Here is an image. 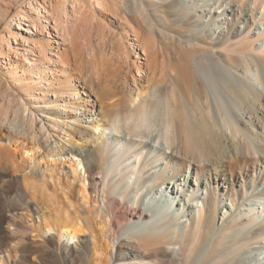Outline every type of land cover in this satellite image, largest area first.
<instances>
[{
  "label": "bare ground",
  "instance_id": "bare-ground-1",
  "mask_svg": "<svg viewBox=\"0 0 264 264\" xmlns=\"http://www.w3.org/2000/svg\"><path fill=\"white\" fill-rule=\"evenodd\" d=\"M250 1L251 13L259 12L261 7L257 21L253 15L244 11L247 6L242 0H197L193 1L194 6H187L188 9L201 13L200 18L194 20L198 21L201 30L196 28L191 32L196 37L205 32L209 41L205 46L208 51L204 47L198 50L191 43L193 46L179 52L182 45L173 43V40L169 45L156 49L154 31L150 26H143L139 20L138 31H133L136 42L131 45L139 47L145 55L146 63L142 65L146 71L139 76L142 71L137 65V84L134 86L133 82L134 87L129 92V70L125 71L123 80L114 76L107 81L111 85L101 87L103 81L97 78L94 69L87 72L85 65L79 64L74 54L72 62L67 57L62 60L64 67L62 66L61 71L70 74L68 82L81 80L84 87L102 99L119 96L116 98L118 103L104 111V120L102 123L100 120L96 121L95 127V130L101 128L99 139H110L114 144L112 161L106 168L107 174L111 175V185L106 184L104 188L106 193H110L106 196L105 204L110 211L115 212V217L113 216L114 220L111 218L110 225L103 226L100 233L104 238L114 237L112 240L125 242L127 250L112 263L108 257L101 259L100 255L99 263L96 264H145L141 259L159 253H163L162 257L168 261L180 264L177 254L169 249L163 251L162 248L177 243L180 244L182 253L186 250L184 264H248L253 261L264 264V260L259 259V255L264 254V0ZM3 2L1 1L2 4ZM18 2L8 0L7 4L9 7ZM68 6H72V13L78 12L82 7L78 1L54 3L51 0H29L27 11L31 14L35 12L34 16H27L23 11V14L17 12L9 20L7 26L10 29L13 24L19 26L26 21V33L30 34L34 30V34H39L40 31L46 34V45L39 44L36 47L34 42V48L21 49L24 54L31 55L36 51L39 53L41 59L34 63L26 56L22 57L25 64H31V70L42 60L47 61L44 58L48 52L45 47L59 56L61 45L67 44L63 48L66 55L73 51L75 28L69 27ZM199 6L202 7L199 9ZM7 11L0 10V25L8 16ZM141 11L144 18L149 15V9L144 5ZM115 15L117 18L121 17L117 13ZM206 17L208 20L204 22L202 18ZM173 20L177 21L176 18ZM51 21L54 22V35L47 28ZM6 33L9 32H0L1 57L5 54ZM9 36L16 40L14 33ZM57 38L62 40L61 45ZM193 41L195 40L191 38L187 40ZM112 45V48L126 52L119 39ZM84 47L89 48L87 44ZM96 48L89 49L92 52L87 54L84 62L90 64L93 61ZM167 50L175 54L176 62L169 54L163 56ZM75 51L79 55L78 48ZM8 52L12 55L10 58L20 57H17L16 49H9ZM180 56L182 61H177L176 58ZM160 57L162 60L159 61ZM41 72L44 73L45 70ZM43 73L41 77L44 78ZM165 73L169 74L171 81L170 85L167 84L166 92L164 87L167 82L162 75ZM150 76L153 78H149ZM2 79L0 133L6 130L7 135L4 137L7 136L9 145L19 148L21 158L27 153L26 163L31 160L28 153H32L34 145L48 143L50 133L44 132L43 125L36 126L37 118L34 113H31L20 132L13 134L8 129L7 123L11 120L13 108L20 101L19 93L12 86L3 84ZM142 82H146V85L143 86ZM151 87L156 88L154 93L148 92ZM67 89V86H61L58 91H63V95L68 96L65 94ZM127 103H132V106L126 107ZM23 107L27 111L26 106ZM119 120L122 124H116ZM72 135L77 136L74 133ZM93 136H89L88 140ZM8 155L12 159L8 160ZM45 156L76 157L73 162L60 161L59 158L52 160L56 167L68 165L74 177H77L76 166L89 168L87 160H94L92 152L83 154L69 149L64 152L63 149L58 150L54 155L48 152ZM100 161H103L102 157ZM0 167H4L5 172L11 171L12 167L22 174L25 188L31 190L26 193L39 212L46 211L42 216L48 213L50 221L45 222L44 230L38 225L37 233H54L57 230L59 238L71 241L78 240L79 234H84L83 250L78 255L79 264H92L87 260V241L88 238L94 239L96 234L83 221H79L77 208H82L84 213H93L94 209L74 205L75 221H70L73 219L71 213L68 210L62 211L65 207L69 209L73 203L70 187L67 189L69 196L64 187H60L66 203L57 202L54 197L49 198L45 189L38 188L35 184L37 172H32V168L30 174H27L16 163L12 151L1 146ZM46 170L49 172L51 169ZM50 179L54 180L52 175ZM2 182L7 187L11 185V181L8 182L5 177H0V183ZM83 187L82 190L79 189L82 198L87 203H92L89 191ZM92 193L96 196L94 191ZM145 198H149V201L146 202ZM54 204L62 212L60 216L51 208ZM174 221L178 225L172 226ZM113 224L117 229L116 236L111 229ZM85 233L89 235L88 238ZM114 246L113 244L109 248L106 244V252L113 254Z\"/></svg>",
  "mask_w": 264,
  "mask_h": 264
},
{
  "label": "rangeland",
  "instance_id": "rangeland-1",
  "mask_svg": "<svg viewBox=\"0 0 264 264\" xmlns=\"http://www.w3.org/2000/svg\"><path fill=\"white\" fill-rule=\"evenodd\" d=\"M1 1H4L3 4ZM18 1L16 5L8 7V0H0V10L5 12L8 10L7 12H9L6 19L0 25V32L4 30L9 32L5 34L6 36L4 35L5 42L7 41L6 44L8 46L4 43L6 46L4 50L5 54L3 55L4 57L0 56V77L4 79H2L3 84L7 87L12 86V88L19 93L18 101H20L18 102V104L20 103L19 105L16 104L14 106L12 117L11 120L8 121L7 127L12 130L13 134L20 132L27 123V119L30 118L31 113H34L37 118L36 126L39 127L43 125L44 132L47 134L50 133V136L48 137V143L45 145H34L32 153H28V157H31V160L26 161V163L25 159L27 153H24L23 158H21V154L18 152L19 148H15V145L12 144L9 145L7 136L4 137L7 135L6 130L0 133V146L9 148L12 151L16 157V163H18L20 167H23L27 174H30L32 170L34 173L37 172L38 178L35 180V184L39 186L38 188H44L46 193L50 196L49 198L54 197L57 202L63 201L66 203L60 187H64L67 196H69L67 189L70 187L72 192L71 201L73 203L69 209L65 207L62 211L66 212L68 210L71 213V218L75 215L73 213V210L76 209L74 205L78 204L90 210L94 209L93 213H84L82 212V208H77V214L80 215L79 221H83V224L89 226L91 230L93 229V233L96 234L95 238L90 240V238H88L89 235L85 233L88 238L87 246L89 248L87 260L92 264L99 263V256L101 255V259L108 257L109 260H111L110 263H112L126 252L127 244L123 241L112 240L114 237L109 239L104 238L100 233L101 229L103 230L105 225H110L112 219L114 220L115 217V212L110 211L105 204L106 196H109L110 193H106L104 188L106 184L109 186L111 185V175L107 174L106 168L112 161L111 153L114 144L110 139H99L98 135L101 133V128L98 127L97 130H95V127L97 124L96 121L100 120L102 123V120H104V113L106 110L118 103L116 98L119 96L102 99L98 97L99 95H94V93H91L89 89L84 87L81 80L68 82L67 79L70 74L61 71L64 67L61 62L66 57L72 62L74 54L75 58H77V62L85 65V70L87 72L90 69H94L97 78L103 81V83L101 82V87L106 84L111 85L107 83V81L114 76H117L119 80H123L125 71L129 70V79L127 81V92H129V89L137 84V69L141 68L142 73H139V76L143 75V71L145 70L143 65L146 63L144 61L145 55L142 53V50L139 47H132L131 45V43L136 42L133 31H138L137 22L139 20L143 26L147 28L150 26L154 31V45L156 49H160L162 45H169L171 40H173V43H180L182 45V49H179V52L193 45L198 47V50L204 47V49L208 51V47L206 48L205 46L209 44V41L206 39L205 32H201V36L198 37L191 32L196 28L201 30L198 21L194 22L195 19L200 18L201 13L198 12V10L194 12L193 9H188L187 7L194 6L193 1L197 0H66L68 2L78 1L82 6L78 12H74L75 14L72 13V6H68L67 8L71 16V18L69 16V27L71 29L75 28L73 51L68 52L66 55L63 48H65L67 44L65 43V46L61 45L62 40L57 38L58 44L62 47L61 54L59 53L61 56L58 54L55 55V51L51 52L45 47L44 49L48 50L44 57L47 61L42 60L33 70H31V64H25L24 58L22 57L26 56L34 63L35 60L41 59L39 53L36 51L34 54L29 55L25 53V55L22 53L21 49L34 48L35 44L36 47L40 46L39 44L44 46V44H47V37L45 32L40 33L42 31H40L39 34H34V30H31L30 34L26 33L25 28L28 24L26 21H23L19 26L13 24L12 29L7 26L10 23L9 20H11L13 15H16L17 12H19V14L25 12L26 15L30 17L35 14L34 11H32L34 12L32 14L27 11L29 0ZM51 1L55 3L56 1L64 0ZM131 3H133V6ZM242 3L247 6L244 8V11L249 15L251 14V16L253 15L257 21V17L261 14V7H259V12L251 13V1L242 0ZM142 4L149 9V15H146L145 18L142 14L143 11L140 12L143 6ZM31 5H34V3L31 2ZM31 7L32 6H30V8ZM201 7L199 6V9ZM116 13L120 14L121 17L119 16V18H117L115 15ZM174 18H176L177 21H174ZM202 19H204V22L208 20L207 17ZM74 24L76 26L73 27ZM53 26L54 22L51 21L49 22V27H47L49 33L52 35L56 34V32L52 30ZM11 33L17 36L15 38L16 42L9 36ZM190 38L195 41L187 42ZM116 39L120 40L126 52L123 53L125 50L119 51L118 48H112V44L116 42ZM85 43L89 48L84 47L86 45ZM191 43H193V45H191ZM92 47H98L96 48V55L93 61L87 64L84 60L87 59V54L92 52V50H89ZM77 48L79 50V55L75 51ZM9 49L11 51L16 49L17 57L19 55L20 57L16 59H13V57L10 58L12 55L9 54ZM87 49L89 51H87ZM165 54H169L173 59L176 57L175 54L171 53L169 50L165 51L163 56H165ZM160 60H162L161 57L159 58V61ZM176 60L182 61V57L180 56L176 58ZM137 65L139 66L138 68H136ZM41 70H45V72L43 73ZM42 73L44 78L41 77ZM162 75L167 82L164 87L166 92L167 84L170 85L171 81L168 73ZM149 78L153 77L150 76ZM142 85L145 86L146 82H142ZM61 86H67L68 91L66 90L65 94H68V96H64L63 91L59 92ZM155 89V87H151L148 92L154 93ZM23 105L26 106L27 111H25ZM131 106L132 103H127L126 107ZM15 111L17 114H15ZM13 114L17 117L13 116ZM13 118L15 119L13 120ZM116 124H122V122L119 120ZM73 133L77 136H73ZM88 135L94 136L91 140H88L90 138ZM44 138L45 136L43 139ZM16 141L20 142L21 139H16ZM92 141H95V143ZM28 147H30V144ZM61 149H63V152L69 149L82 152L83 154L92 152L94 160H87L89 168L82 165L76 166L77 177H74L68 165L56 167V165L52 163L54 162L52 160L59 158L60 161L66 160L67 162L71 160V162H73L76 157L53 156L48 158L45 156L48 152H52L54 155L58 150L61 151ZM101 157L103 161H100ZM7 159H12V156L8 155ZM3 168L4 167H0V177H5L8 179V182L10 180L11 185L7 187L6 183H0V264H79L80 259H78V255H80L79 253L83 250L82 242L85 240L84 234H79L78 240L75 239L72 241L62 237L59 238L55 225H53L56 230L54 233H37L36 227H38V225L44 230L45 222L50 221L48 213L42 216V213L46 211L39 212V209L35 206L29 194L26 193L31 192V190L25 188L22 174L12 167L11 171L7 172H5L6 170L4 171ZM47 168L51 170L48 172L46 170ZM55 169L57 171H55ZM49 173L50 176L52 175V178H54V180L52 179L53 181H51ZM106 174L107 178L105 179ZM83 186L86 188L87 192L89 191L92 203H87L82 198L79 189L82 190ZM93 191L96 196L92 193ZM158 200L160 199L158 198ZM145 201L148 202L149 198H145ZM44 206L46 207V205ZM51 208L54 209V213L57 216L62 214L55 204ZM51 208L47 207L48 210L52 211ZM70 221H75V218ZM175 225H178V223L176 221L172 222V226ZM99 226L101 227L99 228ZM112 226L114 227L112 228ZM112 226V232H114V236H116V226L115 224ZM48 235H50L49 238ZM106 244L109 248L112 247L113 244L115 245L113 254L107 253L108 247H105ZM226 244L228 243L226 242ZM41 245L43 246L41 247ZM179 247L180 244L177 243L176 245L163 246L162 248L163 251L168 249L173 251L179 257L180 264H184L186 250L182 253ZM162 254L163 253H159L155 255L156 257L147 256L146 259H141V261L145 264H157V262H163L162 264H176L174 261H168L167 258H163ZM259 259L264 260V254L259 255ZM248 264L257 263L253 261Z\"/></svg>",
  "mask_w": 264,
  "mask_h": 264
}]
</instances>
